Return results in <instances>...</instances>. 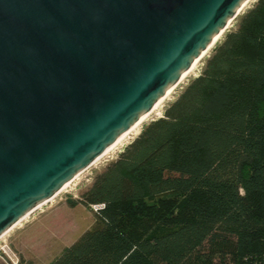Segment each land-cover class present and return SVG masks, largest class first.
<instances>
[{"label":"water","instance_id":"1","mask_svg":"<svg viewBox=\"0 0 264 264\" xmlns=\"http://www.w3.org/2000/svg\"><path fill=\"white\" fill-rule=\"evenodd\" d=\"M247 0H0V237L92 165Z\"/></svg>","mask_w":264,"mask_h":264},{"label":"trees","instance_id":"2","mask_svg":"<svg viewBox=\"0 0 264 264\" xmlns=\"http://www.w3.org/2000/svg\"><path fill=\"white\" fill-rule=\"evenodd\" d=\"M73 204L99 224L49 264H264V0Z\"/></svg>","mask_w":264,"mask_h":264},{"label":"rangeland","instance_id":"3","mask_svg":"<svg viewBox=\"0 0 264 264\" xmlns=\"http://www.w3.org/2000/svg\"><path fill=\"white\" fill-rule=\"evenodd\" d=\"M256 1H250L247 8L236 15L225 29V33L236 27L240 15ZM225 33L196 64V68L172 90L159 108L151 112L146 121L140 124L138 131L150 120L162 116L164 109L182 92V88L203 70L206 59ZM137 134L131 135L121 146L115 147L81 171L54 199L33 211L21 226L6 233L0 239V264H49L64 248L78 240L84 231L95 229L99 224L97 206L88 208L82 204L74 205L73 201L80 199V195L90 186L96 174L101 172L108 162L114 160Z\"/></svg>","mask_w":264,"mask_h":264},{"label":"bare ground","instance_id":"4","mask_svg":"<svg viewBox=\"0 0 264 264\" xmlns=\"http://www.w3.org/2000/svg\"><path fill=\"white\" fill-rule=\"evenodd\" d=\"M250 1H252V0H247V1L244 3V5L242 6V8L240 9L239 12H241V11H243L245 8H247L246 6H247V4H248ZM231 22H232V21H231ZM231 22H229V23L224 27V29L222 30V32L219 33V34L214 38V40L211 42L212 44H211L208 48H206V49L203 51V53L201 54V56H199L197 59H195V60L192 62V64L189 66V68H188V69H187V70L181 75L180 80H179L177 83H175L173 86H171L170 89L168 90V92H167L166 94H164L161 98H159V100H158V101H157V102H156V103H155V104H154V105L148 110L147 113L144 114V116H142L140 119L137 120L136 123H134L132 126H130V128L127 129L125 133L121 134L118 138H116L115 142L112 143L110 146H108V147L104 150L103 154H101V155H100L96 160H94L93 162H95V161H97L98 159H100L102 156H104V154H106V153L110 152L111 150L115 149V147H117V146H121V145L126 141V139L129 138L131 135H134V134H137V133L140 132V131H138L140 124L143 123L144 121H146V119L148 118L149 114H150L151 112H153L154 110L158 109V108H159V105H160L165 99H167V98L170 96V93L173 92L172 90H173L177 85H179V84L181 83V81H182L186 76H188V75H189V74H190V73L196 68V67H195L196 64H197L198 62H200V61L203 59V57H204V56L209 52V50L214 46L215 42H216V41H217V40H218V39H219V38L225 33V29H226L227 27H229V25H230ZM93 162H92V163H93ZM77 176H79V175H76V177H77ZM76 177H74L73 179H75ZM73 179H72V180H73ZM72 180H70V182H71ZM70 182L64 184V185L61 187V189H59V191H58L53 197H51V198L48 199V201H51L52 199H54V198L59 194V192H61L62 190L66 189L67 186H69ZM48 201L45 202V203H43V204L38 205L37 208H39V207H41L42 205L48 203ZM37 208H35L34 210L30 211V212L27 213L23 218H21L20 220H18L17 222H15V223H14L15 225H13L9 230H7L6 232H4L3 235H1L0 239L3 238L4 235H5L6 233H8L9 231L13 230L15 227H17V226H21V225H22V222H23V221H26V218H27V217H28L33 211H35Z\"/></svg>","mask_w":264,"mask_h":264}]
</instances>
